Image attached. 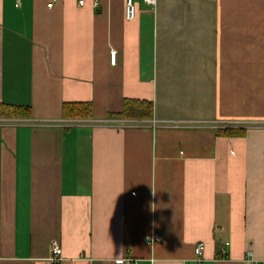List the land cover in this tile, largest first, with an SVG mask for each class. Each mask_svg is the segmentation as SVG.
<instances>
[{
  "label": "crops",
  "instance_id": "obj_1",
  "mask_svg": "<svg viewBox=\"0 0 264 264\" xmlns=\"http://www.w3.org/2000/svg\"><path fill=\"white\" fill-rule=\"evenodd\" d=\"M82 1L0 0V105L30 110L1 119L0 264H44L51 243L60 264H194L197 243L202 264H264V131L220 134L264 0H135L131 21L125 0ZM126 100L150 119L119 118ZM72 103L92 119L64 118Z\"/></svg>",
  "mask_w": 264,
  "mask_h": 264
},
{
  "label": "rangeland",
  "instance_id": "obj_2",
  "mask_svg": "<svg viewBox=\"0 0 264 264\" xmlns=\"http://www.w3.org/2000/svg\"><path fill=\"white\" fill-rule=\"evenodd\" d=\"M252 39L253 43L246 45L233 43L236 58L247 57L232 61L231 90L224 94L225 100L232 102V128L264 131V43Z\"/></svg>",
  "mask_w": 264,
  "mask_h": 264
},
{
  "label": "trees",
  "instance_id": "obj_3",
  "mask_svg": "<svg viewBox=\"0 0 264 264\" xmlns=\"http://www.w3.org/2000/svg\"><path fill=\"white\" fill-rule=\"evenodd\" d=\"M122 112L119 114L121 119L147 120L151 117V107L148 103L139 101H124ZM63 117L66 119H92V106L90 103L64 104L62 107ZM30 110L26 107L0 105V119H28ZM245 129H229L220 134L231 138H242Z\"/></svg>",
  "mask_w": 264,
  "mask_h": 264
},
{
  "label": "built area",
  "instance_id": "obj_4",
  "mask_svg": "<svg viewBox=\"0 0 264 264\" xmlns=\"http://www.w3.org/2000/svg\"><path fill=\"white\" fill-rule=\"evenodd\" d=\"M143 3H145L148 6L153 7L156 3V0H142ZM135 0H125L124 2V18L127 21H131L134 19L136 15V4ZM79 6L83 5V1L79 0L78 2ZM93 7L97 9L98 7V2H93ZM115 57V52L110 53V62L111 64H114V58ZM6 120H1L0 119V126H4L8 124ZM13 125H19L21 123L14 122L12 123ZM90 124L91 127H97V126H102V127H109V128H116L117 125H115L112 122H103V123H96V122H86V121H68L62 124L64 127H76V126H83V125H88ZM129 126V125H127ZM145 242L148 245H155V244H160L163 242V236L161 235L160 232L158 231H153L151 234L145 236ZM205 251V246L202 243H197L194 248H193V258H194V264H202L203 260V254ZM220 255L223 257L225 255V250L224 248L220 249ZM245 257L249 260L252 259V255L250 251H247L245 254ZM62 259L61 256V249L57 245V243H51L50 245V254L49 257L45 260L44 264H60ZM117 264H134L133 260L130 258H124L121 260L116 261Z\"/></svg>",
  "mask_w": 264,
  "mask_h": 264
}]
</instances>
